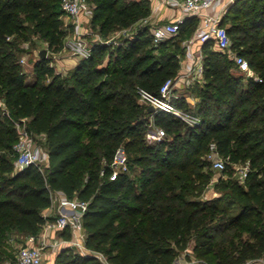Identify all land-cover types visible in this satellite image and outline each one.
Segmentation results:
<instances>
[{
    "label": "trees",
    "instance_id": "16d2710c",
    "mask_svg": "<svg viewBox=\"0 0 264 264\" xmlns=\"http://www.w3.org/2000/svg\"><path fill=\"white\" fill-rule=\"evenodd\" d=\"M61 1L0 0V96L6 111L0 116V240L11 231L36 237L56 219L44 213L52 205L51 192H60L87 202L81 219L85 247L99 252L108 245L109 264H171L192 234L199 240L198 257L210 264H245L263 256L264 230L251 229L252 241L242 242L236 256L211 258L218 234L244 223L256 225L264 214V0H235L222 18V25L229 24L230 49L248 61L262 82L233 74L234 61L214 49L213 41L205 42L204 83L196 112L201 121L193 127L163 111L149 112L137 99L139 89L159 95L165 82L176 78L184 55L181 41L195 31L196 17H185L179 32L158 45H153L151 26L140 25L116 45L102 68L105 47L93 45L89 58H82L68 78L54 74L45 58L40 59L33 67L35 81L27 82L13 60L10 39L22 36L21 17L26 16L49 48L61 50L67 35ZM91 1L92 27L102 36L145 19L151 10L150 0ZM49 76L51 80L43 83ZM172 102L184 108L183 100ZM150 117L170 140L145 143ZM23 120L34 135L45 137L49 166L44 173L33 164L15 168L14 125ZM86 136L105 144L86 147ZM210 142L227 161L224 171L232 163L250 160L244 182L225 185L240 207L230 218L222 215L224 209L217 203L191 198L198 197L209 181L202 169ZM120 147L127 163L135 166L136 181L128 168L110 178ZM63 231L68 240L70 232ZM2 246L0 242V264H5L14 258L5 256ZM54 264L104 263L66 247Z\"/></svg>",
    "mask_w": 264,
    "mask_h": 264
},
{
    "label": "rangeland",
    "instance_id": "374dc122",
    "mask_svg": "<svg viewBox=\"0 0 264 264\" xmlns=\"http://www.w3.org/2000/svg\"><path fill=\"white\" fill-rule=\"evenodd\" d=\"M152 0H150V5L152 6ZM94 4L91 0H87L86 7L81 12L79 18H69L66 15L61 16L62 20V28L66 31L67 35L64 38L63 47L61 50L54 51L53 49L48 47V43L44 36L38 32L32 20L26 16H22V23L24 25V33L21 37L10 40L14 43V46L10 48L11 52L14 54L13 60L18 63V66L22 72L25 74V79L27 82H34L35 76L33 74L34 63L39 61L41 51H45V60L47 61V66L53 70V73L56 75H60L61 78H68L71 72L79 65L82 61V58L75 55L73 50V43L77 41V39H82L89 48L93 47V45L104 46V53L100 57V65L99 68H102L106 65L112 53L115 51L116 45L123 44L124 39L130 38L133 32L140 25L147 24L144 22V19L138 20L133 25H129L123 28H119L113 32H110L107 36H102L98 33V30L92 27V18L94 16ZM169 22H164L162 25L167 24ZM185 39L181 41V47L185 45ZM158 51L156 50L155 53ZM235 52L233 50L225 51L223 54L227 56L228 59L231 60L232 54ZM185 55V53H184ZM230 56V57H229ZM184 56L182 57V59ZM187 66V65H186ZM230 71L236 76H242L237 68L232 63ZM104 77H99V79H103ZM51 80V76L45 77L43 83H47ZM243 82H245L243 80ZM204 80L203 75L195 74L190 75L189 77H184L183 75L177 74L176 78L173 79L172 86L169 88V95L171 99H178L184 101V108L181 110L186 114L196 115L197 109L200 106L199 99V89L203 86ZM245 84V83H244ZM137 102L143 104L145 106L148 105L146 102L142 100V98H138ZM0 116H2L5 111V103L4 99L0 96ZM185 124H187L184 120H181ZM26 120H23L20 126H15L16 133L19 129H26L29 135L32 137L33 142L37 147L42 150H45V137L42 134L34 135L31 131L26 128ZM188 125V124H187ZM89 127L87 131L90 130ZM155 130V127L152 122V118L150 117L145 124L144 130V140L147 145L157 144L163 140H170V137L165 133L163 138L160 140H153L149 137V131ZM18 136V133H17ZM149 138V139H148ZM86 147L88 144L94 143V146H99L100 143L103 145V141L100 143L98 141H94L90 139L89 136H86L84 139ZM102 147V146H101ZM205 161L207 165L204 171L209 174V181L203 185L200 195L198 197H191L195 201H198L202 204H210L212 202L217 203L221 208H223V214L227 218L232 216H236L240 212V207L231 198L229 191L226 189L225 185L228 182H244V179L241 178L242 170L248 166L250 170V160L245 159L238 163H232L229 170H217L212 166V162L214 159H208L205 157ZM225 165L227 161L224 160ZM44 167V164H42ZM128 173L130 177H132L135 181L137 178V171L135 170V166L130 162L127 163ZM134 171H131L133 170ZM45 169H43V173ZM57 198L53 196V201ZM56 203L53 204L55 206ZM260 223L254 225L251 223H244L241 227H236L228 230H224L222 233L218 234L216 238L213 240L215 251L212 253L211 258L213 259H229L230 256H236V248L240 247L242 242H250L252 239L250 238L249 231L251 229L264 230V214L260 217ZM4 240H0L3 245V251L5 256H9L13 258L16 256L21 247L28 244V238L25 234H21L17 231L9 232L8 236L3 238ZM199 240L196 237V234H192L188 240V246L183 251L177 253L176 258H186L188 261L193 260L194 264H210L209 259H203L198 257V252L196 247L199 246ZM35 246L42 247V264H48L49 260H52L54 254L57 253V249L59 245L55 248L52 245H45L40 241V239H36L34 242ZM108 245H105L100 248L99 252H95L100 255L102 260H105V254H107ZM246 264H264V255L257 259H249L246 261Z\"/></svg>",
    "mask_w": 264,
    "mask_h": 264
},
{
    "label": "built area",
    "instance_id": "2783aa9c",
    "mask_svg": "<svg viewBox=\"0 0 264 264\" xmlns=\"http://www.w3.org/2000/svg\"><path fill=\"white\" fill-rule=\"evenodd\" d=\"M215 0H163V3L174 5L178 7L183 13L184 17H178L173 22L156 27L151 32L153 45H158L160 42L175 36L183 23L185 17H197L201 19L200 33L198 35V42L204 44L211 40L214 47L221 51H230L231 39L227 32L226 27L219 25L220 18L209 12L210 7ZM87 0H62L61 7L65 15L69 18H79L81 12L86 7ZM73 50L75 55L80 58H89L91 54V48L82 40L77 39L73 43ZM234 65L237 70L246 78L252 79L257 82H262V79L251 69L248 61L237 54H233ZM195 73L202 75L203 66L200 59V63H197L194 69ZM173 80H167L161 87L159 95H153L139 89L140 98L148 105H152L154 111H163L176 117L180 120H184L189 126H197L200 124V117L198 115H191L184 113L180 108L175 106L169 95V88L172 86ZM17 126L21 124L16 122ZM154 125V124H153ZM155 130L149 131V137L153 140H160L163 138L165 131L161 127L155 126ZM18 140L13 146V150L16 154L15 168L22 170L25 167L33 164L39 168L41 172L43 169L49 166L48 153L45 150L40 149L34 144L32 137L29 135L26 129L18 130ZM149 139V138H148ZM208 159H214L212 166L217 170H224L225 163L220 156L216 144L210 142L208 145V153L206 155ZM44 164V167H42ZM112 174L110 178H114L117 173L127 171V157L122 147L118 148L114 153L112 159ZM249 172L248 166L242 170L241 178L245 179ZM50 198L52 205L56 203L57 215L56 219L52 222L46 223L44 226L46 229H68L71 237L68 240H64L65 246L73 249V251L82 254L95 256L99 261L104 264H109L106 260H102L101 256L95 252L89 251L85 247L86 233L83 228L81 219L82 215L87 207V202L79 200L77 198L68 199L65 196L53 201V194L51 192ZM49 208V209H50ZM33 236L28 239V244L21 247L16 256L10 262L5 264H42V247L35 246L33 242ZM44 244V241L41 240ZM171 264H194L193 260L188 261L186 258L175 259ZM246 264V263H245Z\"/></svg>",
    "mask_w": 264,
    "mask_h": 264
},
{
    "label": "crops",
    "instance_id": "0c3cea01",
    "mask_svg": "<svg viewBox=\"0 0 264 264\" xmlns=\"http://www.w3.org/2000/svg\"><path fill=\"white\" fill-rule=\"evenodd\" d=\"M234 1L235 0H215L213 5L209 9V12L215 16H218L222 21V18H224V16L227 14L228 9L231 7ZM152 2L153 3L151 6L150 14L148 15V17L144 19V22H146L151 26V32L153 31L154 28L161 26L164 22H173L178 17L185 16L184 13L178 7L163 3V0H152ZM196 19H197V27L195 31L188 38L185 39L184 42L185 45H183L185 55H183L184 56L183 59H182L183 56H181L180 58V69L178 74L183 75L184 77H189L190 75L197 74L194 72V70L192 72L190 70L192 68L194 69L197 63H200V59L201 62L203 59L202 51H201L202 44L198 42V35L200 33V27L202 21L200 18L196 17ZM228 25H229L228 23H225L223 26L228 27ZM213 48L216 49L214 46ZM230 58L231 60H233V54ZM52 194L57 198L56 200L63 197V194L60 192H52ZM44 214L49 216L57 215V206H53L52 208L48 209L47 211H45ZM63 232H64L63 230L51 229V228L46 229L45 227H43V229L39 232V234L33 238V242H35V240L38 238L40 239V241L43 240L46 246L52 245L53 248L59 245V248L57 249V253L54 254L52 260H49L48 264H54L58 254L64 248H66L64 243V240L66 239L63 236ZM30 237L31 236H27L28 239ZM5 262H9V260L7 259L5 260Z\"/></svg>",
    "mask_w": 264,
    "mask_h": 264
},
{
    "label": "water",
    "instance_id": "95a60500",
    "mask_svg": "<svg viewBox=\"0 0 264 264\" xmlns=\"http://www.w3.org/2000/svg\"><path fill=\"white\" fill-rule=\"evenodd\" d=\"M219 25H222V21H221V20L219 21ZM39 55H40V58H41V59L45 58V51H41V52L39 53ZM148 111H149V112H153V111H154L153 106H148Z\"/></svg>",
    "mask_w": 264,
    "mask_h": 264
}]
</instances>
